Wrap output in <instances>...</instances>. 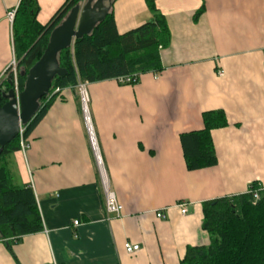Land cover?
I'll return each instance as SVG.
<instances>
[{"label": "crops", "instance_id": "crops-1", "mask_svg": "<svg viewBox=\"0 0 264 264\" xmlns=\"http://www.w3.org/2000/svg\"><path fill=\"white\" fill-rule=\"evenodd\" d=\"M36 1L40 25L63 3ZM18 2L0 0V76L14 57L6 13ZM109 4L120 34L151 19L144 0ZM156 7L170 34L161 72L132 85L84 83L94 146L81 97L68 87L30 133L29 148L10 155L12 180L32 189L42 228L0 239V264H178L188 246L209 241L202 202L244 193L251 182L264 189V0ZM217 109L227 119L211 130L217 163L189 171L179 134L203 128L202 112ZM94 147L120 216L106 211ZM125 243L139 249L128 253Z\"/></svg>", "mask_w": 264, "mask_h": 264}, {"label": "trees", "instance_id": "trees-1", "mask_svg": "<svg viewBox=\"0 0 264 264\" xmlns=\"http://www.w3.org/2000/svg\"><path fill=\"white\" fill-rule=\"evenodd\" d=\"M82 0H63L49 20L36 21V0H19L12 21L13 53L17 60L19 92L24 87L27 72L41 57L51 31L58 26ZM151 19L118 33L112 10L97 23L90 34L75 39L72 46L57 54L62 76L52 80L49 94L39 101V109L27 124L22 137L30 133L59 95L52 89L75 88L78 83L98 82L124 76H139L163 69L160 50L169 45L170 34L164 15L157 9L156 0H144ZM204 5L196 11L202 13ZM135 84V83H134ZM0 90L11 87L2 81ZM4 100L1 101V104ZM203 128L182 132L179 142L187 170L211 167L217 157L211 130L227 125L223 110L202 112ZM19 150V136L6 144L0 153V239H18L42 228L32 189L16 185L12 180L9 157ZM257 190L259 198H253ZM202 229L208 234L205 245L188 246L178 264H264V189L251 182L246 192L202 202Z\"/></svg>", "mask_w": 264, "mask_h": 264}, {"label": "water", "instance_id": "water-1", "mask_svg": "<svg viewBox=\"0 0 264 264\" xmlns=\"http://www.w3.org/2000/svg\"><path fill=\"white\" fill-rule=\"evenodd\" d=\"M104 1L87 0L83 5H75L51 31L41 57L27 72L20 71V75L25 76L23 89L17 95L12 87L6 92L0 90V153L18 136L20 127L35 116L39 101L49 94L54 77L65 73L58 64L57 54L71 47L75 39L90 34L95 25L105 18L109 8L103 5ZM6 82L12 86L11 76L6 78Z\"/></svg>", "mask_w": 264, "mask_h": 264}, {"label": "built area", "instance_id": "built-area-1", "mask_svg": "<svg viewBox=\"0 0 264 264\" xmlns=\"http://www.w3.org/2000/svg\"><path fill=\"white\" fill-rule=\"evenodd\" d=\"M14 13H15V10H11V11H8L6 13V17L8 19V21L10 22V24L12 25V21H13V18H14ZM11 38H12V34H11ZM262 69L264 70V51H263V61H262ZM18 73V70H17V60L15 59V57L12 58L11 62L9 63V65L7 66V68L5 69L4 73L0 76V84L2 83L3 80H5L8 76H11L12 78V88L14 90V93L15 95H17L19 93V89H18V81H17V74ZM219 75H222V72H219ZM137 77L134 76H124V77H119L117 79V82L119 84H124V85H132L134 83H136L137 81ZM77 88H78V93L81 97V100H82V104H83V114H84V121H85V124H86V128H87V131H88V134L90 136V139H91V142L93 144V141H92V138H91V129L89 127V124L87 122V110H86V101H87V95H86V90H85V84L84 83H78L77 84ZM60 90L58 88H55L51 94H54L56 92H59ZM22 132H23V128L20 127V130H19V149L22 151V152H25L28 148H29V143L28 141H26L23 137H22ZM94 146V144H93ZM94 152H95V157H96V160H97V166H98V172H99V177H100V183H101V188H102V191H103V194H104V201H105V208H106V211L108 214H114V215H117V216H120L121 212H122V205L117 201V198L114 194V192H112L109 188V185H108V180H107V177L105 175V172L101 166V164L99 163V159H98V155L96 153V149L94 147ZM253 198L255 200H257L259 198V193L257 190H255L253 192ZM176 206L180 209V213L181 214H184L186 213V206L185 204L183 203H179V204H176ZM156 216L158 218H163L164 215L161 211L157 212L156 213ZM74 225H77L78 224V220H74L73 221ZM124 247H125V250L128 252V253H132L136 250L139 249V246L137 244H130V243H125L124 244Z\"/></svg>", "mask_w": 264, "mask_h": 264}, {"label": "rangeland", "instance_id": "rangeland-1", "mask_svg": "<svg viewBox=\"0 0 264 264\" xmlns=\"http://www.w3.org/2000/svg\"><path fill=\"white\" fill-rule=\"evenodd\" d=\"M86 1H87V0H82V1L79 3V5H83ZM103 5L109 8V5H110V4H109V0H105V1L103 2ZM0 85H1V84H0ZM0 88H1V86H0ZM54 89H55V88H54ZM54 89H52V90H54ZM76 89H77V91H78L77 86H76ZM50 90H51V89H50ZM50 90H49V92H50Z\"/></svg>", "mask_w": 264, "mask_h": 264}, {"label": "bare ground", "instance_id": "bare-ground-1", "mask_svg": "<svg viewBox=\"0 0 264 264\" xmlns=\"http://www.w3.org/2000/svg\"><path fill=\"white\" fill-rule=\"evenodd\" d=\"M87 122H88V124H90L88 119H87ZM89 127H90V125H89ZM90 129H91V127H90ZM91 135H92V132H91ZM92 136H91V138H92ZM92 141H94V139Z\"/></svg>", "mask_w": 264, "mask_h": 264}]
</instances>
